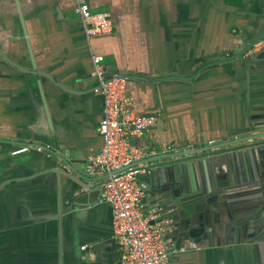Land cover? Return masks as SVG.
Listing matches in <instances>:
<instances>
[{
  "label": "crops",
  "instance_id": "1",
  "mask_svg": "<svg viewBox=\"0 0 264 264\" xmlns=\"http://www.w3.org/2000/svg\"><path fill=\"white\" fill-rule=\"evenodd\" d=\"M89 4L111 14V33L87 40L76 0H0V264H59V227L63 264L117 261L116 242L99 256L89 250L86 258L83 249L113 237L103 175L87 171L88 155L103 143L92 53L104 55L108 75L129 76L135 113L159 116L157 127L137 141L141 146L201 149L208 140H232L263 126L264 56L258 66L233 56L264 26V0ZM263 47L261 41L258 51ZM23 144L67 152L78 166H55L45 151L11 154ZM240 148L169 156L149 172L157 179L191 177L201 187L210 173L223 180L234 172L264 173V153L245 155ZM185 161L198 163L178 167ZM149 177L139 181L146 186ZM167 242L169 264H264V244L252 234L243 239L222 229L199 242L172 236Z\"/></svg>",
  "mask_w": 264,
  "mask_h": 264
},
{
  "label": "built area",
  "instance_id": "2",
  "mask_svg": "<svg viewBox=\"0 0 264 264\" xmlns=\"http://www.w3.org/2000/svg\"><path fill=\"white\" fill-rule=\"evenodd\" d=\"M76 1V12L87 40L113 31L109 12L92 11L89 0ZM260 45L261 42L255 43L246 54H255ZM91 59L95 78L93 90L103 97V114L98 127L103 143L97 153L88 155L87 171L91 175H103L101 198L112 209L113 237L118 252L114 264H169L166 228L161 222L151 223L155 215L145 209L146 191L139 176L158 166L166 157L187 159L201 155L200 148L182 147L175 142L158 147L139 145L137 141L157 127L159 116L135 113L131 109L132 98L127 93L129 76L108 75L103 54L92 53ZM217 141L208 140L204 146ZM32 150L49 154L48 147L36 144L18 145L11 154Z\"/></svg>",
  "mask_w": 264,
  "mask_h": 264
},
{
  "label": "water",
  "instance_id": "3",
  "mask_svg": "<svg viewBox=\"0 0 264 264\" xmlns=\"http://www.w3.org/2000/svg\"><path fill=\"white\" fill-rule=\"evenodd\" d=\"M261 41H264V26L257 29L253 38L244 41L237 48L233 58H243L244 62L258 66L264 56V47L255 54L246 53L255 43ZM262 125H253L244 131L247 134L238 138L206 145L199 152L209 154L215 149L240 145L242 148L238 152L245 155H260L264 153V123ZM48 152L50 154L48 157L53 156L50 159L51 164L55 166L58 164L72 169L78 166L67 152L61 154L51 150ZM196 163L198 162L185 161L178 167L191 169ZM155 173L152 170L140 175L147 174L151 179L145 186L144 205L146 211H151L155 215L151 223L161 222L167 227V238L172 236V240L179 243L199 242L200 239L220 233L223 229L224 232L237 231L243 239L252 234L257 242L264 244V173L257 174L251 171L243 175L234 172L226 180L210 173L206 174L207 181L202 187L191 177L182 178L177 175L170 179H157ZM114 245L115 239L110 235L93 239L85 247L86 258L89 250L99 256L106 246L112 250ZM58 262L63 264L60 227Z\"/></svg>",
  "mask_w": 264,
  "mask_h": 264
},
{
  "label": "flooded vegetation",
  "instance_id": "4",
  "mask_svg": "<svg viewBox=\"0 0 264 264\" xmlns=\"http://www.w3.org/2000/svg\"><path fill=\"white\" fill-rule=\"evenodd\" d=\"M165 228H167V227H165ZM165 240H166V246H167L168 251H169V246H168V244H167V243H168V242H167V241H168L167 234H166V236H165ZM169 252H170V251H169Z\"/></svg>",
  "mask_w": 264,
  "mask_h": 264
}]
</instances>
